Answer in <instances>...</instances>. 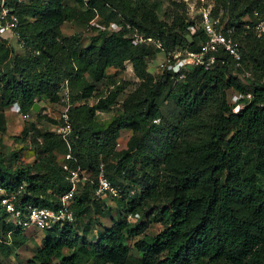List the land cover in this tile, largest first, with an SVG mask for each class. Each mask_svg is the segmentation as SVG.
Returning a JSON list of instances; mask_svg holds the SVG:
<instances>
[{
  "label": "trees",
  "instance_id": "trees-1",
  "mask_svg": "<svg viewBox=\"0 0 264 264\" xmlns=\"http://www.w3.org/2000/svg\"><path fill=\"white\" fill-rule=\"evenodd\" d=\"M10 1L21 18L19 33L27 50L12 57L0 39V139L9 130L7 112L14 102L24 113L36 104L40 108L35 110L38 121L14 136L23 146L10 154V164L0 159V189L11 191L24 183V202L52 207L70 189L69 173L59 162L68 142L51 127L59 121L41 114V103H60L66 80L74 103L69 109L75 158L70 166L96 179L104 164L112 184L124 189L109 200L95 198L96 183L77 191L72 202L77 221L46 231L26 264H264V49L241 27L261 0L217 3L238 25L235 35L245 48L253 42L242 51L239 67L253 72V85L233 73L229 55L210 69L185 70L184 78L173 79L167 71L153 75L148 68L157 50L134 44L136 31L159 39L168 51L196 50L206 39L203 29L190 36L192 22L179 16L159 20L156 0ZM104 6L122 14L120 31L100 29L85 47L79 35L61 36L63 23L90 24ZM128 60L141 83L118 105L128 83L108 69L119 71ZM236 92L253 94L237 113L229 102ZM123 130L131 135L116 150ZM38 145L42 151L34 149ZM33 149L34 158L26 159L24 153ZM148 200L155 202L152 208L162 221L157 232L146 233L141 222ZM0 214L7 215L1 204ZM129 214L138 219L130 221ZM93 216L110 223L95 230ZM12 229L11 222L0 221V241L20 248L28 237L20 229L9 236Z\"/></svg>",
  "mask_w": 264,
  "mask_h": 264
},
{
  "label": "built area",
  "instance_id": "built-area-1",
  "mask_svg": "<svg viewBox=\"0 0 264 264\" xmlns=\"http://www.w3.org/2000/svg\"><path fill=\"white\" fill-rule=\"evenodd\" d=\"M255 14L258 15L257 13ZM94 22L95 19L91 21V23ZM20 25L21 19L14 7L8 3V0H0V37L8 40L17 38L22 45H24V41L21 39L19 33ZM126 26L130 27L129 24ZM201 27L206 34V39L199 41V49L177 48L173 51L166 50L167 56L165 57V60L160 62L159 68L171 73L173 79H180L185 77V70L187 71L197 66L210 69L215 66L217 62H225L226 59L224 57L229 55L233 58L235 62L234 66H236L233 73L239 76V78L245 83H254L255 77L252 71L239 69L242 64V51L244 50L245 45L243 44V41L235 35L238 30V25L232 24L230 20L226 22L222 13L213 14L212 9L209 8L204 9L201 14ZM241 27L245 34L251 32L257 40H260L264 49V16L253 18L252 16L246 15L243 17V24ZM110 28L116 29L118 28V25L112 23ZM133 39L135 44H154L158 48H163L162 42L152 37H146L145 35L135 33ZM262 83H264V80ZM252 96V92L234 93L235 104L233 111L238 112L242 109L245 100L252 98ZM68 99L69 94L67 90H65L63 92L62 102L68 103ZM66 114V111H64L63 115L65 117H67ZM69 131V123L58 129V132H62L64 135ZM65 157L70 159L72 158V154L68 153ZM63 167L70 172L72 187L68 192L62 195L61 203L58 207L49 208L29 205L25 209H15L14 203L16 194L12 193L2 198V203L6 207L7 212L14 213V216L19 219L18 222L23 224L24 227L35 225L40 229H51L56 225L74 222L76 217L72 210V197L78 187L81 170L80 168H70L68 162H64ZM103 167L104 164H101L96 188V198H104L107 196L108 192L117 196L123 195V187L121 185L114 186L105 175ZM130 217L135 220L134 216L130 215Z\"/></svg>",
  "mask_w": 264,
  "mask_h": 264
},
{
  "label": "rangeland",
  "instance_id": "rangeland-1",
  "mask_svg": "<svg viewBox=\"0 0 264 264\" xmlns=\"http://www.w3.org/2000/svg\"><path fill=\"white\" fill-rule=\"evenodd\" d=\"M26 1H29V0H26ZM102 1H106V0H102ZM154 1L155 0H151V2H154ZM256 1L257 0H254V2H256ZM258 1H260V0H258ZM156 2L158 4H157V6H155L154 12H155L156 16L159 18V20H165L166 16L169 15L172 18L179 16V18L184 20L185 23L192 22L188 26V29H187V31L190 33V36L198 34V32L201 31V29H202V27H201V14H202L204 9L210 8V9H212L213 13H216V14L222 13L224 16V20L226 22L229 21V16L227 15L226 12H224V9H221V8H223L221 6V4L223 5V2L221 0H156ZM260 2H261L259 4L260 6H257L256 8H254L251 11V14H247V16H252L253 18H255L257 16H264V11L262 10L264 0H261ZM217 3H221V4H217ZM69 5L72 6V5H74V3L72 1H69ZM78 9L82 10V8H78ZM217 9H219V10H217ZM115 10H117V9H115ZM115 10H113L109 6L100 7L98 18L96 17L97 19H95V22L94 23L90 22V24H85L84 22H82L80 20L66 21L65 23H63L60 26V28L63 32V35H61V36H71L74 34L79 35L80 39H81V43H80L81 46H84V47L88 46L91 44L92 34H94V33L97 34L100 31V29L106 30V32H108V33H112L109 29L110 22H114V23L118 24L121 28L122 22H119V21L121 19H123V16L121 13L116 14ZM166 12H167V14H166ZM255 13H257L258 15H256ZM0 39L6 41L5 45H7L8 48L10 49V51L12 52V57L16 54H18V55L23 54L27 50V48L21 46L18 43L19 41L16 39H12V40H10V42L5 40L2 37H0ZM243 43L245 44L244 40H243ZM252 43L253 42L247 41L246 48L244 46V49H245L244 51L249 49L250 48L249 45L251 46ZM152 47L155 50H157V53H156L155 59L152 62H150V64H149L150 66L148 69L150 72L153 73V75L155 74L156 76H158L160 73L163 72V70L161 68H159V64H160V62L165 60L167 53H166V49H164V48H162L163 49L162 50L161 48H158L155 46H152ZM108 73L112 77L117 78L119 81H125L128 83L127 87L125 88V90L123 91L121 96L119 97L118 105L119 104L121 105L123 100L137 86L140 85L141 78L135 73V70H134V67H133V64L131 61L124 62L123 68L120 69L119 71H117V68H115V67L109 68ZM59 93H60V91H59ZM232 101L234 102V94L233 93L231 95H229L230 104ZM91 102H93V100ZM41 104H42V106H44V108H46V109H44V111L42 109V113H41L42 115L50 116L52 118L53 117L57 118L60 116V114L63 111V105L61 103H58V105H52V104H47V103H41ZM48 106L51 107V110L48 109ZM48 113L50 115H48ZM7 114L9 116V130L6 134L2 135V138L0 139V159H2L3 163L10 164V162H11L10 157H9L10 154L14 151V149H17V148L19 149L23 146L22 143L15 142V140L13 139L14 136L18 135L20 133V131L22 130L24 125L29 126L30 121H34V120L38 121V117L35 116V118H33V119L26 120L22 117V115H17L15 113H10V112H7ZM101 115L105 116L107 114L103 113ZM130 135H131V131L123 130L121 133L120 142L122 144L123 143L125 144V142L128 140ZM37 148L39 151H42V149L40 148L39 145L34 147V149H37ZM34 149H33V151H26L24 153V157L26 159L34 158V156H33ZM110 162H113L115 165L117 164L116 163L117 161L115 159L110 160ZM88 177H89V179L86 180V183H83V184L81 183V185L78 186V188H77L78 191L89 190V188H91L89 186V184L91 183V178L95 179V177H94V175L90 176L89 174H88ZM108 200H109V198H108ZM110 204H113V203H110ZM154 204H155V202H153V200H148V203L145 205V210L147 212H145V211L141 212V214H142L141 222L146 223V228H145L146 233L147 232H157L160 229V227L162 226L161 219L156 218L155 209L152 208V206ZM96 212H97V210L95 209V211L93 213L92 212L91 213L95 214ZM0 215H1L0 221H5L6 223L10 221V218L7 215H3V214H0ZM104 215L106 216L107 214H104ZM107 216H110V215H107ZM92 219L95 223V227H94L95 230H96V228L104 229L105 226L110 223V221H107V223H106V220H109L108 218L107 219L101 218V219H99V221H97L95 219V217L93 216ZM129 219L131 221L134 220V219H131L130 215H129ZM24 231L28 232L30 234V236H32L33 241L30 243L29 246H27L25 248H21V250L19 251L20 252L19 255H16V251H14L15 248L11 247L12 244L8 245V244H6V243L4 244L2 241H0V264H25V262L28 260V258L34 253L33 250L34 251L36 250V248L33 247L32 245L41 244L40 243L41 238L44 235L45 231L38 230V229L37 230L27 229ZM89 235H92V234L90 233ZM89 239L92 240L90 236H89ZM9 246L11 247V252L8 254V247Z\"/></svg>",
  "mask_w": 264,
  "mask_h": 264
},
{
  "label": "clouds",
  "instance_id": "clouds-1",
  "mask_svg": "<svg viewBox=\"0 0 264 264\" xmlns=\"http://www.w3.org/2000/svg\"><path fill=\"white\" fill-rule=\"evenodd\" d=\"M17 2H26V0H17ZM8 3L13 7V4L11 3V1L10 0H8ZM15 9V8H14ZM213 13V12H212ZM18 14V13H17ZM214 14V13H213ZM19 15V14H18ZM20 17V16H19ZM95 17H97V16H95ZM98 18V17H97ZM21 19V18H20ZM94 19H96V18H94ZM94 19H92V20H94ZM91 20V21H92ZM229 20H230V17H229ZM90 21V22H91ZM232 22V21H231ZM112 23H114V22H112ZM111 23V24H112ZM111 24H110V26H111ZM126 24H129V23H126ZM118 25V24H117ZM110 26H109V29L111 30V31H115V32H117V31H120L122 28H123V25L121 24V28H120V26L118 25V28H116V29H111L110 28ZM126 26V25H125ZM20 27H21V25H20ZM127 27V26H126ZM127 28H131V27H127ZM135 33H137V32H135ZM134 35L135 34H133V37L132 38H134ZM142 35V34H141ZM144 35V34H143ZM146 36V35H145ZM146 37H152V36H146ZM3 38V37H2ZM152 38H154V37H152ZM5 39V38H4ZM12 39H16V40H18L17 38H12ZM11 39V40H12ZM156 39V38H155ZM5 40H7V41H9L10 42V40H8V39H5ZM156 40H159V39H156ZM19 41V40H18ZM160 41V40H159ZM21 46H23L24 47V45H22V43L19 41L18 42ZM133 43H134V39H133ZM135 44V43H134ZM144 44V43H143ZM244 44V43H243ZM163 45V44H162ZM245 45V44H244ZM149 47L151 46H155L154 44H151V45H148ZM156 47V46H155ZM163 48H165L164 46H163ZM244 51V50H243ZM129 61V60H128ZM190 70V69H189ZM164 72V71H163ZM171 74V73H170ZM172 77V76H171ZM62 88H61V91H60V95H61V100H60V103L63 105V111H62V113L60 114V116L59 117H57V118H55V119H57L59 122L58 123H54L51 127H52V129H53V131L56 133V134H59V135H61V136H63V138H65L66 139V142H68V147H69V150L67 151V152H64L61 156H60V158H59V162H60V164H61V166L63 167V163L64 162H68V164H69V166H70V163H69V161L70 160H73V159H75L74 158V154H72V150H71V147H70V141H69V134L72 132V122H71V120H70V114H69V109H70V107H72V105L74 104L72 101H71V91H70V87H69V85H68V81L66 80L65 81V83H64V85H62L61 86ZM65 90H67V92H68V94H69V99H68V103L67 102H62V97H63V92L65 91ZM93 102H94V100H93ZM93 102H91L90 101V103H93ZM234 104H235V102H234ZM244 106H245V102H244ZM233 107H234V105H233ZM233 107H232V110H233ZM40 108V105L39 104H36V106H35V110H38ZM42 108H43V111H44V109H46V108H44V106H42ZM48 109H50L51 110V107L50 106H48ZM35 110H31V111H29V112H27V113H24L23 111H22V107H21V105L18 103V102H14L13 103V107L11 108V113H15V114H17V115H22V117L24 118V119H26V120H30V119H33V118H35V116H36V111ZM241 110V109H240ZM239 110V111H240ZM46 111V110H45ZM64 111H66V115H67V117H65L64 115H63V112ZM238 111V112H239ZM234 112V111H233ZM45 113V112H44ZM235 113H237V112H235ZM48 115H50L49 113H48ZM54 118V117H53ZM35 123L36 122V120H34V121H30V123ZM67 123H69L70 124V131L69 132H67V134L66 135H64L62 132H58V129L60 128V127H62V126H65ZM120 138H121V133H120V135L118 136V138H117V147H116V149H120V148H122L123 146H125L126 145V143H127V141L125 142V144L123 143H121L120 142ZM70 143V144H69ZM68 153H71L72 154V158H70V159H67L65 156H66V154H68ZM70 168H74V169H78V168H80V170H81V172H80V179H79V183H78V186L79 185H81V183L83 184V183H86V180L87 179H89V177H88V174L91 176L92 174L91 173H89L88 171H86L85 169H82V167H80V166H76V167H71L70 166ZM104 168V173H105V167H103ZM63 169H65L64 167H63ZM66 170V169H65ZM100 170H101V165L99 166V171H98V174H97V176H96V179H94V178H91V183H96V185H97V182H98V176H99V173H100ZM67 171V170H66ZM68 172V171H67ZM69 174H68V179H69V181H70V172H68ZM105 175H106V173H105ZM107 176V175H106ZM109 179V178H108ZM112 183V182H111ZM70 189H71V187H72V183H71V181H70ZM114 186H117V185H114ZM78 188V187H77ZM96 188H97V186L95 187V190H94V196H95V198H96ZM69 189V190H70ZM69 190H67V191H65L64 193H62L61 195H60V201H59V204L61 203V197H62V195L63 194H65L66 192H68ZM78 190L76 189V191H75V193L73 194V196L76 194V192H77ZM126 192H127V189H126ZM134 191L132 190L131 191V193H133ZM0 193H1V195H0V204H1V206H2V209H3V212L5 213V214H7V216L10 218V221L9 222H11L12 224H13V226H15V229H20L22 232H23V234H25L27 237H28V242H26V243H24L20 248H15V250L14 251H16V255L18 254L19 255V251L21 250V248H25V247H27V246H29L30 245V243L33 241V239H32V236H30L29 234H28V232H25L24 230H27V229H35V230H43V231H45V233H44V235L46 234V231H48V230H50V229H40V228H38L37 226H35V225H31V226H29V227H24L23 226V224H21V223H19L18 221H19V219L18 218H16V216H14V213H12V212H7V210H6V207L4 206V204L2 203V198L4 197V196H6V195H8V194H12V193H15L16 194V199H15V209H19V208H21V209H25L27 206H29V205H31V206H37V207H49V208H56V207H58L59 206V204H58V206H55V207H52V206H50V205H43V204H34V203H31V202H24V200H25V184L24 183H22L21 185H19L17 188H15V189H13V190H11V191H6V190H4V189H0ZM20 196H23V199H20ZM111 196H117V195H115V194H113V193H111V192H108V194H107V196H105L104 198H100V199H108L109 197L111 198ZM98 199V198H97ZM72 202H73V197H72ZM72 206H73V203H72ZM72 210H73V207H72ZM74 212V211H73ZM74 215H75V213H74ZM129 215H132V216H134L135 217V220H137L138 219V215H136V214H129ZM129 215H128V219H129ZM76 217V216H75ZM135 220H133V221H135ZM77 221V217H76V220L74 221V222H71V223H75ZM131 221V220H130ZM55 227V226H54ZM53 227V228H54ZM15 229H12V230H10L9 231V233H8V235L10 236L11 235V233L15 230ZM52 229V228H51ZM43 237V236H42ZM2 242H4V241H2ZM6 244H8V245H11L12 243L10 242V241H7V242H5ZM39 245H42V241H41V244H39ZM33 247H34V245H32ZM11 247H13V245L11 246ZM33 252H34V250H33ZM33 255V254H32ZM32 255L28 258V260L32 257ZM27 260V261H28ZM26 261V262H27ZM26 262H25V264H26Z\"/></svg>",
  "mask_w": 264,
  "mask_h": 264
},
{
  "label": "crops",
  "instance_id": "crops-1",
  "mask_svg": "<svg viewBox=\"0 0 264 264\" xmlns=\"http://www.w3.org/2000/svg\"><path fill=\"white\" fill-rule=\"evenodd\" d=\"M29 234V233H28ZM30 235V234H29ZM41 243V242H40Z\"/></svg>",
  "mask_w": 264,
  "mask_h": 264
}]
</instances>
